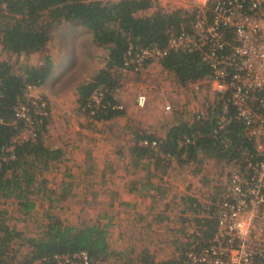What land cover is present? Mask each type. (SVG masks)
Returning <instances> with one entry per match:
<instances>
[{"label": "trees", "instance_id": "trees-1", "mask_svg": "<svg viewBox=\"0 0 264 264\" xmlns=\"http://www.w3.org/2000/svg\"><path fill=\"white\" fill-rule=\"evenodd\" d=\"M150 6V0H0V45L8 53L27 54L40 50L47 43L52 25H81L90 32L92 43L106 50V55L102 67L75 87L76 109L78 111L86 105L88 96L98 85L106 87L103 100L113 104L116 102L114 92L118 83L115 71L122 66L128 46L155 44L160 48L165 47L168 35L184 24L180 11L168 12L157 7L150 14H143ZM157 63L163 70L171 72L181 86L203 79L210 71L197 52L169 50ZM52 67L49 57H45L38 66L23 65L18 72L13 71L7 61H0V198H14L18 210L24 214L34 206L28 196L33 192L37 175L47 170L63 154L61 148L47 145L39 134L44 133L49 116L39 117L35 114L32 99L26 97L28 88L38 87L46 81ZM18 100L25 104L32 118L38 116L39 132L33 141L15 143L7 151L5 148L10 138L23 127L22 120L13 118L12 108ZM213 109L204 119H173L164 137L158 138L159 151L168 154L177 165H192L193 174L202 158L219 161L234 158L243 150L250 151V140L236 121H230L224 128L212 133L219 113L218 102ZM121 111L109 107L96 110L92 120H107ZM227 114H232L231 108H228ZM182 134L191 135V142L178 146L177 141ZM141 138L155 137L142 133L137 136V141ZM136 142L132 148L137 158L151 157L154 168L161 166L164 169L170 165V161L161 163L162 158L154 157L150 150ZM68 186L64 184L65 188ZM52 195L53 191L48 190V199ZM181 200L184 211L194 213L198 210L194 198L185 196ZM6 214V210L0 209V264H25L35 258L44 259L43 264H58L54 256L71 257L80 251L86 253L88 264H98L101 255L106 253L105 231L99 224L73 227L63 225L57 218L46 214L49 222L44 226L42 235L27 238V253L15 257L11 241L19 234L5 223ZM204 224L209 226L213 221L207 219ZM139 262L178 264L177 258L155 262L147 255L140 257Z\"/></svg>", "mask_w": 264, "mask_h": 264}, {"label": "built area", "instance_id": "built-area-1", "mask_svg": "<svg viewBox=\"0 0 264 264\" xmlns=\"http://www.w3.org/2000/svg\"><path fill=\"white\" fill-rule=\"evenodd\" d=\"M188 2L189 8L166 9L180 11L184 24L168 35L165 47L129 45L117 71L140 72L146 63L157 61L169 50L197 52L210 71L203 79L186 85L197 88L205 83L211 100L194 112L193 119L206 118L218 102L219 113L212 133L236 121L250 140L251 150L219 161L202 158L194 174L197 182L189 184L185 195L195 199L198 210L191 213L183 207L179 209L185 219L182 223L186 234L173 257L168 258H177L178 264H264V0ZM105 91V86H96L78 113L94 121L96 110H122L120 103L108 104L103 100ZM31 103L35 114L48 116L43 100L32 99ZM134 103L142 108L145 95L136 94ZM228 108L232 109L231 115L227 114ZM171 110V104L163 106V113ZM12 111L14 119L23 121V127L10 138L7 151L15 143L33 141L40 125L38 116L32 118L19 100ZM190 137L182 134L178 146L190 143ZM136 143L150 150L154 157L162 158L161 163L171 162L168 154L159 151L160 139L141 138ZM207 219L213 224H204ZM54 258L58 264H88L84 251ZM44 261L35 258L25 264Z\"/></svg>", "mask_w": 264, "mask_h": 264}, {"label": "rangeland", "instance_id": "rangeland-1", "mask_svg": "<svg viewBox=\"0 0 264 264\" xmlns=\"http://www.w3.org/2000/svg\"><path fill=\"white\" fill-rule=\"evenodd\" d=\"M100 1L106 2L109 0ZM154 1L150 0L151 4L154 5L153 7L156 8H189L188 1L186 3V1L182 0H162L160 5L154 4ZM149 12V10H146L143 14H149ZM105 55L106 50L104 48H99L92 43L91 34L88 30L81 25L68 23L52 25L49 30L47 43L35 52L16 55L4 51L0 45V61H7L15 72L21 70L23 65L38 66L42 64L45 57L50 58L53 67L48 79L42 85L27 90L26 97L44 101L48 111L49 122L43 133V139L47 145L53 147L59 146L63 152L61 157L53 162L47 170L37 175V181L32 188L33 192L28 196L29 200L35 203V207L31 208L27 213L24 214L18 210L19 207L16 205L17 201L14 198L8 197L4 200L0 198V209L7 211V214L4 216L5 223L19 234V237L11 241V249L15 250V257H22L27 253V238L42 235L41 232L44 226L49 222V219L45 216L46 214L57 218L63 225L83 227L90 224H99L103 226L104 231H108L109 234H105L107 249L106 253L101 255L98 264H142L139 262V258L144 255H147L155 262L162 261L173 256V252L180 242L173 240L172 237L169 240H167L168 238H162L163 234L166 235L164 231L167 228L169 229L170 226L174 229V233L178 235L176 231L177 222L171 221H175L176 213L183 207L184 203H182L181 197L187 195L186 191L191 186L189 184L197 182L193 174L194 167L192 165H177L175 162H170L172 165L168 166V168L163 169L159 166L158 170H154V172H158L156 181L159 188L144 194L147 196L142 201L146 202L145 206L140 203L137 205V207H142L138 212L145 211L149 214V217L146 219L147 223L150 222V225L147 226V232H153L154 236L156 235V240L140 239V235V238L135 240L129 237L128 228L121 231L120 240H118L116 235L117 228L119 229V227L113 226V228L110 224L111 222L101 217L102 213L95 206V202H93L94 208H91V204L90 208L87 209L88 211H86L85 199L82 200L81 195L77 198H72L69 192H67L68 187H64V184L68 182L67 174L71 173V167L74 166L72 158L75 148L72 145L76 144L78 138L77 135L72 136L73 134L69 132L76 130V128L79 130L81 128L79 122L89 119L85 114L78 113L76 110L74 90L79 83L87 81V78H90L97 69L102 67ZM149 63L151 65L147 70L139 75H132L133 80L127 79L132 83L129 89L128 86H124L127 88L131 105L134 107H136L134 103L136 94L145 95V105L135 111L139 119H143L144 111L141 109L146 106L149 96L155 102L157 111H160L163 116L169 117V123L173 119L191 120L194 112L199 108H204L211 100L205 83L202 82L197 85V88H194L192 85L181 86L176 83L169 72L161 69L157 61ZM115 74L118 76L116 90L117 88L123 89L125 75L118 71H115ZM120 79L122 80L121 84ZM154 87H160L161 89L155 91ZM167 94L168 96H166ZM125 95L127 96V94ZM177 98H179L180 102L177 101ZM166 103L171 104L172 110L170 113L164 115L163 106ZM71 120L73 124H71ZM69 124H71L70 127ZM137 124L140 125V120ZM157 130L158 128L154 126L150 132L154 136H157ZM85 144L86 146L95 147L96 143L90 142ZM76 150L79 151V149ZM77 151L76 153H78ZM207 165H209V162ZM76 166L77 163L74 166V170ZM206 168L211 169V167ZM161 169L164 170V174H162ZM139 172H142V168L139 169ZM89 179L93 182L98 180V178L93 176ZM45 180L47 181L45 182ZM160 189L165 190L160 191ZM48 190L54 191V199H48ZM103 190L104 186L102 187V192H100L98 204L103 203L101 197H106ZM61 193H64V199ZM90 196V193H86L87 200H92ZM60 197L62 199H59ZM55 199L58 200L56 201ZM69 203L71 206H69ZM166 203L172 206L168 208L167 213H165L167 209L164 210ZM81 206L84 207L85 211L80 212L77 209ZM129 218L134 220V228L142 227V224L139 225L140 222L135 213H129ZM165 221L168 223H165ZM142 222L144 223V221ZM126 224L128 225V222ZM154 236L150 235V237Z\"/></svg>", "mask_w": 264, "mask_h": 264}, {"label": "crops", "instance_id": "crops-1", "mask_svg": "<svg viewBox=\"0 0 264 264\" xmlns=\"http://www.w3.org/2000/svg\"><path fill=\"white\" fill-rule=\"evenodd\" d=\"M161 1L162 0H155L154 4L160 5ZM182 1H186L187 3L188 0ZM153 6L154 5L151 4V6L146 9L150 11L149 14L156 8ZM150 65L151 63H146L140 72L135 73L131 70H126L122 73L125 75L123 79V89L117 88L114 92L116 102L123 106L119 115L103 121H91L89 119L82 122L80 121L79 123L81 128L79 130L77 128L72 132L67 130L69 133L73 134H71L72 136H78L76 144L72 145V147L75 148V150H73L72 160L74 166L76 163L77 166L75 170L74 166L71 167V173L67 174L68 182L66 183L69 185L67 192H69L72 198H77L81 195V199H85L86 211H88L87 209L90 208L89 206L91 204V208H94L93 202H95V206L102 213L101 217L104 219L106 218V221L111 222L110 224L112 227H119V229L117 228L118 231L116 235L118 240H120L121 231L125 228H128L129 237H132L135 240L140 238L139 235L141 236L140 239L156 240V235L154 236L153 232H147V226L150 225V222L147 223L146 219L149 217V214L145 211L138 212V210L142 207H137V205L140 203L145 206L146 202L142 201L147 196L144 194L149 193L153 189L157 190V188H159L156 181L158 172H154V170L159 169V166L154 168L153 159L151 157L147 159H145V157L137 158V155L135 151H133L132 147L137 141V136L139 134L143 133L146 136H154V134H151L150 132L154 126L155 128H158V135L154 137L163 138L167 131V127L171 123L168 121L169 117L163 116L160 111H157L155 108V102H153V99H151L150 96L148 97L146 106L141 109L144 111V116L142 117L143 119H139L137 112H135L138 107L136 108L131 105V100L129 99L130 95H128V91L126 90L127 88L124 87L128 86L129 89L132 86V83H130L131 81L129 82L127 79L133 80L132 75H139L147 70ZM88 79L89 78H87V80ZM121 83L122 80L120 79V84ZM158 89L161 88L154 87L155 91ZM124 93L127 94V96ZM166 96H168V94ZM158 97L160 96L158 95ZM177 101L180 102L179 98H177ZM165 114L166 113H164V115ZM139 120L141 126L137 124ZM71 124H73L72 120ZM71 124H69V127ZM90 142L96 143L95 147L86 146L85 143ZM76 149H79V151ZM76 151L78 153H76ZM171 162L175 161L172 160ZM141 168L142 172H139V169ZM161 172L164 174L163 169H161ZM92 176L98 178V182L91 181L89 178ZM140 177H142L141 180ZM103 186V192H105L104 195L106 197H101V201H103V203L98 204L101 194L100 192H102ZM163 190L165 189H160V191ZM86 193L91 194L90 198H92V200L86 199ZM54 197L55 193L53 191V195L50 200L54 199ZM69 206H71L70 203ZM33 207H35V203ZM171 207L172 206L170 204L166 203L164 205V210L167 209L165 213H167L168 208ZM77 209H79L80 212L85 211L82 206ZM129 213L136 214V217L140 222L139 225L142 224L141 228H134V220L129 218ZM174 219L175 221L171 222H177V227L176 224L175 227L177 228L176 231L178 232V235L177 233H174V229H172L169 225L170 227L164 231L166 235L163 234L162 239L168 238L167 240H169L172 237L173 240L181 241L183 235L186 234L185 226L182 223L185 219L180 212L176 213ZM142 221H144V223ZM127 222L128 225L126 224ZM165 223L168 222L165 221ZM106 233L109 234V232H106L105 230V234ZM150 235L154 237H150Z\"/></svg>", "mask_w": 264, "mask_h": 264}]
</instances>
